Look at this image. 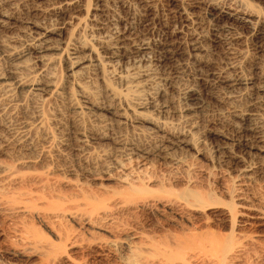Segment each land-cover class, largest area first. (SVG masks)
<instances>
[{
    "label": "rangeland",
    "instance_id": "374dc122",
    "mask_svg": "<svg viewBox=\"0 0 264 264\" xmlns=\"http://www.w3.org/2000/svg\"><path fill=\"white\" fill-rule=\"evenodd\" d=\"M84 1L89 13L69 20L35 12L48 0L17 9L0 0V10L51 28L56 45L29 58L32 42L0 28V73L15 77L25 61L22 76L50 88L44 100L18 89L0 105V264H264V158L232 113L248 109L264 127V39L235 20L217 32L206 9L247 10L264 22V0ZM130 26L137 44L177 30L179 47L202 63L188 55L158 63L146 51L138 78L154 73L129 103L121 74L72 65L69 53L89 44L88 33L114 39ZM16 130L29 139L4 143Z\"/></svg>",
    "mask_w": 264,
    "mask_h": 264
},
{
    "label": "bare ground",
    "instance_id": "6f19581e",
    "mask_svg": "<svg viewBox=\"0 0 264 264\" xmlns=\"http://www.w3.org/2000/svg\"><path fill=\"white\" fill-rule=\"evenodd\" d=\"M22 1H24V0H16V1L10 0V4L14 8L17 9V8H19V6H20ZM88 1H86V2H88ZM48 2L49 3L47 4V6H44V8H37V6L33 7V8H35L34 10H36L35 12H39L40 13L39 15H45L47 13L48 14L49 13L55 14L56 16L66 15V17H69V20H73V19L79 20V18L81 17L80 14H81L82 11H86V13L88 14L89 11L91 10L90 7L88 8L85 5V1L84 0H48ZM30 3H32V2L30 1ZM34 5H35V3H34ZM37 5H39V4H37ZM42 5H43V3H42ZM28 7H30V6H28ZM26 8H27V6H26ZM206 9H208L207 10L208 14H210L214 18V25H215L214 29L217 32H221V31L222 32H224V31L227 32V31H229L231 29V27L229 26L230 24H228V25L227 24L221 25V24L224 21H230V20L233 21V20H235V22L238 21V22L242 23L243 26L245 25L247 28H249L254 36H256V37H258L260 39H264V22H262L258 18H253L252 14L247 12V10L231 9V8L226 7V6L216 5V4L210 5ZM186 11L181 9L180 12H181L183 17L187 16V14H185ZM175 12H177V11H175ZM184 14H185V16H184ZM33 15H35V13ZM16 17L14 16L13 13H9L7 11L0 10V28H10V29L18 30L22 35L27 37L30 42H32L33 47H34L33 49L35 50V54L31 53L29 55V58L34 57L35 59H42L48 53V51H51L52 49L56 48V45L51 43V41L53 40L52 39L53 38L52 37L53 33L50 31L51 28H50V30H48L49 28L48 29L44 28V26H42V24L40 23L41 21L39 22L37 20L38 18H32L31 16H30L31 18H29L28 16L27 17L25 16V18L21 19L20 18L21 16L17 17V18ZM35 17H36V15H35ZM91 18L92 17H90V19ZM186 18L188 19V16ZM189 19H191V18H189ZM81 20H80V22L82 23ZM92 26H94V25H92ZM130 27H132V26H130ZM84 30H85V28H84ZM176 31H172L168 27L166 29L161 30L160 33H159V36H158V40L156 42L154 41L155 43L153 45H151L150 43H146V42H143L142 44L140 42V44H137L136 38L138 37V33H137V29H133V27L132 28H124L121 32L118 31V33L114 36V39H110V37H109L106 40H105V37L101 36V33L98 32V34L96 35L95 32L91 31V33H88V35L86 37V38H88L87 42H89V44L88 43H82L81 46H79L78 49H72V51H70V53H69L70 61H71L72 65H75V66H81V67L84 66L85 67L87 65V66H91V67H93L95 69L99 68L102 71V73H104L106 71H112L114 73L121 74L119 77H123V78H125L128 81V87H127L128 93L125 92L123 96H124V99L127 100L128 103H129L130 102V95H134L135 97L136 96L138 97L140 95V93H141L140 88H142V86H144L142 84V81H143V83L145 82V85H146V81L149 80L148 78L149 77L151 78L150 74L154 73V72H151L150 74H148L149 72L147 70L146 71L148 73H146L145 70H144L145 71V73H144V71L142 70L143 69L142 66L146 62V59H145L146 51L148 52L149 50H152V52L155 53V56H156L155 58H156L158 63H164V62L166 63V62H172V61H176L177 62L179 60V58H181V57H183L185 55H188L189 57L199 58L198 57L199 54L196 52L195 49H193L194 53L190 52L188 54L183 48L181 49L179 47L180 45L178 44V39H175ZM105 32H106V30H105ZM112 32L113 31H110V33H112ZM106 35H104V36H106ZM108 35H110V34H108ZM111 38H113V37H111ZM111 40H113V42ZM95 43L101 49L100 50V54L95 51L94 47H92V45L95 44ZM2 48H6V47L3 46ZM4 55H7V54L5 53ZM201 63H202V59L199 60V64H201ZM140 67L142 68L141 69V80H139V78H138V77H140ZM25 70L29 71L30 68L27 67L25 61L24 62L22 61V62H19V63L16 64V68H15L16 76L15 77H12L11 75H7L5 73H0V105H3V102L11 94L16 92L18 89H21V90H24V91H27V92H31L36 97L39 96V98L42 99V100H44L45 96L49 94V92H50V88L48 87L49 85L46 84V85L43 86V85L29 83L27 81L26 77L22 76L23 74H21ZM200 70L203 73V74L200 73L201 74V77L199 76L200 79H203V78L208 76V73H206V72L204 73L202 71L201 67H200ZM24 75H26L25 72H24ZM221 76L218 74V80L221 83L230 82L228 77H226V76L225 77H223V76L221 77ZM140 83L142 84V86L140 85ZM244 84H245V87L249 86L248 82L247 83L244 82ZM235 85L236 84L232 82L230 84V87L235 86ZM250 89H253V91H252L253 95H257L258 92L261 90L259 87H253V86ZM245 90H247V89H245ZM250 94H251V92H250ZM191 96H192L191 97L192 100L197 101V100L200 99L199 98V93L196 90L191 94ZM254 97H251V99L254 100L255 102H257L258 95H257L256 99ZM137 104H139V102ZM128 106L131 107V105H128ZM133 107H132L133 108V113L140 120L139 123H141V109H142V107L139 106V108L138 107L135 108L136 107L135 105H133ZM232 113L234 114V116H236L237 118H239L241 120V125L245 124L246 128L249 131L254 132L256 134V138L258 140V145L257 146L255 145L256 148H254V149L257 151L258 156L264 158V127H263V125L261 126V125H259L258 122L253 120L252 116H253L254 113L251 114V111L249 112L248 109H239V108L235 109L234 108ZM153 120L154 119L147 120L148 123L150 124V126H154L155 128L162 129L159 125H156L155 124L156 122H154ZM240 120H239V122H240ZM238 126H240V125H237V128H238ZM15 134H16V136L14 135L13 136L14 138L12 137L11 139L9 138L8 140L3 138L4 139V143L11 144V145H16L15 143H17V144L18 143H24V142H26L29 139V132H27L25 130H16ZM251 137H252V135H251ZM14 140H15V142H14ZM251 141H252V138H251ZM1 144L3 145V143H1ZM6 144H4V146ZM12 147H10V148H12ZM252 147H253V145H252ZM6 148H8V147H6ZM2 149L3 148H1V150ZM250 154H251V152H250ZM254 155H256V154H254ZM249 169H252V168L250 167ZM136 188H138V187H136ZM178 200H180V199H178ZM188 202H190V201H188ZM190 204H191V202H190Z\"/></svg>",
    "mask_w": 264,
    "mask_h": 264
}]
</instances>
